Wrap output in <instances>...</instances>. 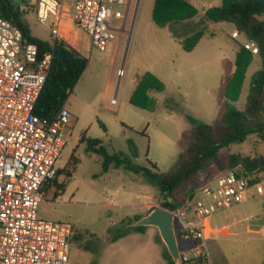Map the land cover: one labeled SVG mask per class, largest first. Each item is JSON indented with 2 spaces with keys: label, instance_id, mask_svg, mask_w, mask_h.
I'll return each mask as SVG.
<instances>
[{
  "label": "rangeland",
  "instance_id": "obj_1",
  "mask_svg": "<svg viewBox=\"0 0 264 264\" xmlns=\"http://www.w3.org/2000/svg\"><path fill=\"white\" fill-rule=\"evenodd\" d=\"M210 1L198 0L195 6L205 9L201 5ZM212 1L214 6L222 4V0ZM154 4L155 0L132 1L125 19L115 18L114 12L124 14L126 9L112 6L108 21L124 31L118 32L106 52L92 47L81 30L67 35V43L83 53L88 63L66 101L70 118L63 133L66 145L57 161L61 174L40 204L39 216L74 226L70 264H171L157 228L148 226L144 232H136L124 227L129 219L135 222V215L163 208V195L143 175L123 168L103 172V158L87 150V143L81 142L83 135L101 141L110 154L131 156L135 150L133 163L146 167L154 163L160 173L167 174L175 169L193 128L214 124L228 110L244 109L251 79L260 69L255 56L239 100L226 104L224 93L235 70L236 52L247 40L245 35L230 22L204 21V35L187 52L180 41L198 28L203 13L189 24L159 27L152 19ZM25 19L33 36L53 41L35 13ZM233 30L239 32L236 39ZM147 72L164 85L163 91L150 93L155 101L152 109L130 103L137 76ZM231 153L264 155V139L250 134L243 142L222 149L224 156ZM73 154L79 162L68 177L65 171ZM255 176L264 185V175ZM254 193L258 203L252 211L247 207L246 213L239 212L234 207L212 218L214 233L206 244L211 264H264V195ZM119 228L128 234L113 242V233ZM178 244L180 251L193 255V240L183 237Z\"/></svg>",
  "mask_w": 264,
  "mask_h": 264
},
{
  "label": "built area",
  "instance_id": "obj_2",
  "mask_svg": "<svg viewBox=\"0 0 264 264\" xmlns=\"http://www.w3.org/2000/svg\"><path fill=\"white\" fill-rule=\"evenodd\" d=\"M132 1L136 0L29 3L53 41L68 42L72 30H81L92 47L106 52L119 28L108 21L111 7H124L125 13L116 10L114 17L125 19ZM190 1L193 5L198 2ZM238 36V31L232 33L233 38ZM242 46L253 55L259 53L251 40ZM52 61L51 52H42L16 25L0 16V264H70L74 226L39 216V206L58 176L57 161L66 145L63 133L70 118L66 103L50 120H42L34 112ZM255 177L240 166L225 169L206 179L184 207L175 211L163 208L174 215L176 231L195 242L193 255L180 253L181 262L195 259L197 264H211L206 244L214 233L212 218L244 203L255 190L263 194V182H252Z\"/></svg>",
  "mask_w": 264,
  "mask_h": 264
},
{
  "label": "trees",
  "instance_id": "obj_3",
  "mask_svg": "<svg viewBox=\"0 0 264 264\" xmlns=\"http://www.w3.org/2000/svg\"><path fill=\"white\" fill-rule=\"evenodd\" d=\"M30 13H35V6L30 4L29 0H0V16L16 25L24 38L37 44L42 52L53 54L51 69L34 109L40 119L50 120L66 103L83 74L88 59L65 41L49 42L33 36L25 19ZM199 14L200 11L190 0H155L152 19L157 26L165 27L193 21ZM199 18L198 28L180 41L185 51H191L204 35V21L230 22L247 40L255 42L259 48V53L253 55L242 45L239 47L236 52L235 70L224 93L226 104L239 100L246 72L253 60L257 59L255 56H258L260 69L251 79L244 109L228 110L214 124H201L193 128L190 142L178 155L175 169L167 174L160 173L154 163H149L150 167L133 163L131 157L137 156L135 150L131 156L123 152L110 154L97 139H89L83 135L81 140L87 143L88 151L103 158V172H108L111 168H123L136 175H143L145 181L154 185L163 195L162 207L171 211L184 207L187 201L194 199L201 184L217 172L240 166L249 175L258 173L264 175V155L254 157L236 153L222 155V149L233 143L243 142L250 134H256L261 140L264 139V0H222L220 6L206 9ZM59 53L61 59L58 57ZM163 89L161 80L152 73L137 76L136 88L130 103L142 109H152L155 101L150 93L161 92ZM78 162L79 159L73 154L65 171L68 177ZM60 174L61 170L58 171V175ZM259 181L255 177L252 182ZM140 217L142 216L135 215L134 220L137 221ZM131 223L129 219L124 227ZM129 228L136 232H144L146 229L145 226ZM127 232L125 228L117 229L113 233L112 241L126 236ZM177 234L178 239L184 237L180 231H177ZM165 257L171 264H175L168 251ZM181 264L197 263L195 259H191L187 263L182 261Z\"/></svg>",
  "mask_w": 264,
  "mask_h": 264
},
{
  "label": "water",
  "instance_id": "obj_4",
  "mask_svg": "<svg viewBox=\"0 0 264 264\" xmlns=\"http://www.w3.org/2000/svg\"><path fill=\"white\" fill-rule=\"evenodd\" d=\"M118 32H123L124 29H117ZM127 47L124 58L126 57ZM61 59V53L58 54ZM131 227L152 226L158 229L161 239L166 245L167 251L172 257L175 264H181V254L178 244V234L175 228L174 215L169 211L155 207L146 215L140 217L137 221L129 224Z\"/></svg>",
  "mask_w": 264,
  "mask_h": 264
},
{
  "label": "crops",
  "instance_id": "obj_5",
  "mask_svg": "<svg viewBox=\"0 0 264 264\" xmlns=\"http://www.w3.org/2000/svg\"><path fill=\"white\" fill-rule=\"evenodd\" d=\"M203 6H205L206 8L205 9H199V11H200V13H203L204 14V12H205V10L206 9H208V8H210V7H212V6H214V4H213V1L211 0L207 5H206V3H203L202 5H201V7H203ZM190 22H192V21H190ZM190 22H187L186 24H189ZM179 24H181V23H179ZM182 24H184V23H182ZM234 31V30H233ZM49 192H50V190H49ZM49 192H48V195H49ZM262 195H264V193L263 194H259V196H262ZM146 197V196H145ZM256 196H253V197H251V198H249L247 201H246V205L245 204H239V205H237V206H235V208H236V210L237 211H244L245 213H246V210H247V207L249 208V210L250 211H252L255 207H256V203H258L257 202V200H256V198H255ZM144 202L145 201H143V202H141V203H138V204H144ZM245 203V202H244ZM233 209V208H232ZM219 212H224V211H219ZM226 212V211H225ZM218 213V212H217ZM216 223V222H215ZM248 230L251 232V231H253L252 229H250L249 227H248ZM211 238V237H210ZM179 241V240H178ZM194 246H195V242H194ZM179 249H180V247H179ZM181 252H184V251H180V253Z\"/></svg>",
  "mask_w": 264,
  "mask_h": 264
}]
</instances>
